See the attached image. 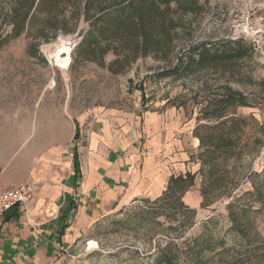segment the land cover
Returning a JSON list of instances; mask_svg holds the SVG:
<instances>
[{
	"label": "rangeland",
	"instance_id": "rangeland-1",
	"mask_svg": "<svg viewBox=\"0 0 264 264\" xmlns=\"http://www.w3.org/2000/svg\"><path fill=\"white\" fill-rule=\"evenodd\" d=\"M166 1L0 0V189L87 152L118 118L182 110L192 129L182 148L198 208L180 191L137 200L52 264H264V0ZM31 3L26 30L7 38Z\"/></svg>",
	"mask_w": 264,
	"mask_h": 264
},
{
	"label": "crops",
	"instance_id": "crops-1",
	"mask_svg": "<svg viewBox=\"0 0 264 264\" xmlns=\"http://www.w3.org/2000/svg\"><path fill=\"white\" fill-rule=\"evenodd\" d=\"M137 119L126 116L104 123V133L92 134L87 152L78 148L71 155L67 149L27 175L37 193L0 220V264H52L60 252L72 249L91 222L137 200L163 196L172 179L195 178L197 164L188 162L182 148L192 130L185 112ZM188 121L192 124L193 118ZM142 148L147 153L141 154ZM200 195L191 186L182 201L196 209L202 204Z\"/></svg>",
	"mask_w": 264,
	"mask_h": 264
},
{
	"label": "trees",
	"instance_id": "trees-1",
	"mask_svg": "<svg viewBox=\"0 0 264 264\" xmlns=\"http://www.w3.org/2000/svg\"><path fill=\"white\" fill-rule=\"evenodd\" d=\"M155 2H156V0H154V3ZM169 2H170V0H167L165 2V4L167 6H169L170 5ZM21 5H24V4H21ZM27 6L28 5L25 4V8ZM25 8L20 7L17 11H13V13L15 12L13 14L14 16H12V20L9 22L12 26V34L7 36V38L10 37V38L15 39V38L20 37L22 35V33L24 32V30H26V28L28 27L29 24L27 22H28V19L30 16L29 12L33 9V3H31V5H29L28 12L27 13L25 12L23 14L22 12H23V10H25ZM159 12H160V10H159ZM17 13H18V15H17ZM133 18L134 17L131 14L127 17L125 15L120 17V19L126 23H129L130 21H132ZM17 19H20V20H17ZM73 160L75 161V167H78L79 166L78 165L79 160H78L77 152L76 153L74 152V159ZM193 184H194V178L191 175H188L186 178L180 177L177 179H172L170 181V184L168 185V190L165 193H168V192H173V193L177 192L178 193L180 191L179 197L182 199L183 195L190 190V188H191V186H193ZM176 188H178V189L176 190ZM173 263L174 262L170 259H167L165 261H161V260L159 261L158 260L157 262H155V264H173Z\"/></svg>",
	"mask_w": 264,
	"mask_h": 264
},
{
	"label": "built area",
	"instance_id": "built-area-1",
	"mask_svg": "<svg viewBox=\"0 0 264 264\" xmlns=\"http://www.w3.org/2000/svg\"><path fill=\"white\" fill-rule=\"evenodd\" d=\"M256 38V34H252L249 38ZM240 37L233 39L237 41ZM254 42V40H252ZM36 184L27 182L19 185H12L7 189H0V220L7 217L16 209L28 204L36 196Z\"/></svg>",
	"mask_w": 264,
	"mask_h": 264
},
{
	"label": "water",
	"instance_id": "water-1",
	"mask_svg": "<svg viewBox=\"0 0 264 264\" xmlns=\"http://www.w3.org/2000/svg\"><path fill=\"white\" fill-rule=\"evenodd\" d=\"M63 50L59 53V60L67 59L70 56V52L76 48L77 44L75 43H63Z\"/></svg>",
	"mask_w": 264,
	"mask_h": 264
},
{
	"label": "bare ground",
	"instance_id": "bare-ground-1",
	"mask_svg": "<svg viewBox=\"0 0 264 264\" xmlns=\"http://www.w3.org/2000/svg\"><path fill=\"white\" fill-rule=\"evenodd\" d=\"M63 48V47H62ZM63 49H61L59 51V53L62 51ZM71 66V58L70 56L67 59H63V60H58V67H60L61 69H65L68 70L69 67ZM90 245L93 247V245L95 246L96 243L94 241L90 242Z\"/></svg>",
	"mask_w": 264,
	"mask_h": 264
}]
</instances>
